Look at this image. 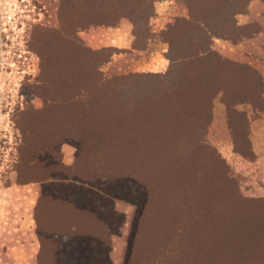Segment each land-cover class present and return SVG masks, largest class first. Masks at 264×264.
<instances>
[{"label":"rangeland","instance_id":"374dc122","mask_svg":"<svg viewBox=\"0 0 264 264\" xmlns=\"http://www.w3.org/2000/svg\"><path fill=\"white\" fill-rule=\"evenodd\" d=\"M234 1L238 26L167 77L185 0H157L149 29L108 25L142 0H0V243L29 253L0 264H264V0Z\"/></svg>","mask_w":264,"mask_h":264},{"label":"trees","instance_id":"16d2710c","mask_svg":"<svg viewBox=\"0 0 264 264\" xmlns=\"http://www.w3.org/2000/svg\"><path fill=\"white\" fill-rule=\"evenodd\" d=\"M156 1L157 0H142L141 3L140 2L136 3L132 9L129 6H126V4L124 3L121 6V9L117 10L118 11L117 14H120L119 17L117 16L115 18V22L108 23V25L116 26L119 22V19L125 17L132 22L134 28L138 26L139 24L138 21L140 20L141 22L145 23L146 28L149 29L150 20L154 15V6ZM185 1L187 2L190 10V17L178 20L176 24L169 26L167 31L168 35L165 42L168 43L170 46V50L167 55V58L171 62V67L168 71L169 73L167 74L168 75L167 77L172 75L173 70L175 71L177 70V68L183 69L184 67H186L188 63H192L195 60H200L203 57H207L213 54V50H212L213 39L215 37L223 38V36L227 34L226 32L232 30L234 27H237L238 26L236 22L237 15L246 12V10L243 9V7L238 10L234 9L236 7L241 6V2L234 0H220L218 2L217 0H211V3L214 4L216 7L215 6H211L210 8L199 7L198 9L194 8L195 11L192 5H198V3L193 0H185ZM204 5L205 4H203V6ZM227 9H229V12L224 11ZM225 12H227V14ZM172 89L173 88H171L170 90L172 91ZM171 95L172 93L169 94V96ZM148 114L153 116V122H154L153 129L156 128L158 125H164V127H166V125L170 122L169 116L171 115H169V113L162 114L160 112H157L154 114L153 113L152 114L148 113ZM156 129H161L159 130V132H163V134L164 133L168 134V131L162 128H156ZM156 129H154L153 131H155ZM193 150L194 149H192L191 147H188L185 150L182 164L188 165V167L190 166L189 162H190V157H192L191 153ZM176 159L179 160V158ZM120 168H121L120 170L121 178L135 179L134 175L136 172L133 170L131 164H126L125 166H121ZM191 176H193V173L190 174V177L189 176L188 178L186 177L187 180L190 179V183L188 181L189 188L191 185H193L192 180L195 181V178ZM222 177L224 178V176ZM225 178L228 177L225 176ZM198 210L191 209V212L187 215L188 220H194V219L199 220L200 221L199 227L200 230L202 231L201 233L205 234L206 231L218 232V227L217 228L216 226L209 227V225L210 223L214 224L215 220H218L219 223L222 222L225 216L221 215L220 212L216 214V210H212V209L210 210L209 208L203 209L202 207H200ZM186 223H188V226L184 225V227L182 228L185 233L187 232L188 234L192 235L191 232L194 231V227L190 226L192 225L190 224V221Z\"/></svg>","mask_w":264,"mask_h":264},{"label":"crops","instance_id":"0c3cea01","mask_svg":"<svg viewBox=\"0 0 264 264\" xmlns=\"http://www.w3.org/2000/svg\"><path fill=\"white\" fill-rule=\"evenodd\" d=\"M126 22L125 21H122L117 27L113 28L112 31L113 32H117L118 34L122 31V27H124V33L128 35V37H126L124 40H122L123 42V45H116L117 48H125V49H128V48H131L132 47V43H133V28H132V25H127L125 24ZM117 44H120V43H117ZM111 46H114V45H110ZM115 46V47H116ZM123 46V47H121ZM109 47V46H107ZM166 53V50H163L162 51V55L164 57V68H166V66L168 65V61H167V58L166 56L164 55ZM27 207H21V210H25ZM9 208L8 207H0V231L1 229L5 230V229H9L10 230V227H11V223H13V218H11V213L8 212ZM22 213H25V211H22ZM28 215V213H26ZM26 217L27 219V216H24ZM17 219V217H16ZM15 219V220H16ZM21 221V220H19ZM5 234V232H4ZM9 248H7V247ZM15 254V255H14ZM15 259V260H22V259H26V258H29V253L26 251L23 252L22 250V247L20 246L19 249H16V251H13V245H12V241H6V239H3L2 240V243H0V259ZM31 258V257H30ZM33 258V257H32Z\"/></svg>","mask_w":264,"mask_h":264}]
</instances>
